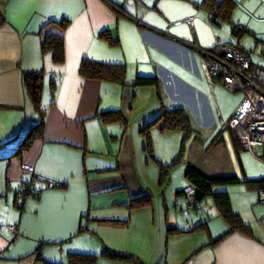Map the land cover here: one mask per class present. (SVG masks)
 <instances>
[{
  "label": "crops",
  "instance_id": "obj_1",
  "mask_svg": "<svg viewBox=\"0 0 264 264\" xmlns=\"http://www.w3.org/2000/svg\"><path fill=\"white\" fill-rule=\"evenodd\" d=\"M230 1V21L212 22L202 0H0V264H42L38 254L66 264L69 253L98 256L95 264H264V204L258 200L264 162L243 151L222 127L242 96L224 118L200 61L199 50L226 43L244 52L252 65L264 67V0ZM187 17H193L192 28L175 25ZM105 30L115 45L99 38ZM51 35L64 40L62 64L40 52ZM83 59L124 65V84L84 79L79 74ZM38 71L43 72V138L13 157L39 119L23 83L24 72ZM136 77L155 78L156 85L135 88ZM175 107L188 116L193 142L208 132L201 149L206 153L209 142L213 155L202 168L188 164L196 159H186L184 171L193 165L209 176H235L238 182L230 190L213 191L228 194L231 210L251 236L234 231L215 242L227 225L213 203L199 214L184 209V173L182 187L179 182L167 191L169 179L159 195V165L176 159L184 135L152 127L156 165H150L141 129L163 109ZM106 111L120 112L122 122H102L99 114ZM256 154L263 158L264 149ZM221 158L232 174H218ZM24 167L65 186L31 184ZM25 188L37 196H19ZM150 194L149 206L130 205ZM200 224L201 229L186 232ZM168 228L184 233L170 234ZM105 249L128 253L136 262L102 258Z\"/></svg>",
  "mask_w": 264,
  "mask_h": 264
},
{
  "label": "trees",
  "instance_id": "obj_2",
  "mask_svg": "<svg viewBox=\"0 0 264 264\" xmlns=\"http://www.w3.org/2000/svg\"><path fill=\"white\" fill-rule=\"evenodd\" d=\"M201 6L205 7L210 13L213 14L214 20L229 22L231 12L234 8V4L230 0H222L217 2V0H202ZM4 19L0 16V25L3 24ZM68 24L67 20H63L60 23L61 28H65ZM234 32L242 33L244 30L242 28H235ZM99 38L106 41L109 45H115V42L107 30L102 31L99 34ZM40 52L42 55L50 53L52 56V61L54 64H62L65 59L64 54V40L61 36H46L40 44ZM79 74L81 77L92 81L109 82L123 85L125 80V67L121 64H104L89 59H83L80 64ZM23 83L25 86L26 94L31 101L35 111L38 114V122L34 123L30 130L24 135L19 146L17 147L13 157H18L27 151L35 140L43 138L44 133V115L45 111L41 108V94L43 90V72H24L23 73ZM156 85L155 78H143L136 77L133 86L136 87H146ZM51 97L55 91V82L52 79L49 83ZM102 122L105 123H120L122 122V117L118 111H106L99 114ZM126 125V124H125ZM160 125L161 131H179L183 133L184 137L182 143L187 139L193 132L188 116L181 107H175L171 109H163L159 115H157L152 121L147 123L141 132L143 136L147 137V143L144 149L152 158V146L148 134L149 129L152 127ZM233 137L236 139L234 133ZM182 145V144H181ZM240 146V145H239ZM179 158V155H178ZM176 158L170 165H159V177L160 181L164 173L167 174V168L173 166L177 161ZM264 158V157H263ZM184 177L188 181V184L195 188L194 201L199 204L204 198L210 197L212 203L218 213V215L223 219L227 225V230L219 236L215 242L221 240L228 234L237 231L245 235L251 236L250 227L245 225L239 215L231 210L229 196L225 191L214 192L215 187L230 186L236 184L238 180L235 176H209L201 171L199 168L189 165L184 171ZM260 183L264 185V178L261 179ZM64 184L55 183L54 188H63ZM264 189V186L261 187ZM26 193L30 192L33 196H37V191L26 188ZM151 203V197L146 195L144 197H139L131 201V204L135 206H149ZM203 227V224L197 225L194 228L186 232H195ZM168 233H184L177 229L168 228ZM214 242V243H215ZM102 258L108 259L110 261L117 262H128L135 263L136 259L134 256L111 249H105L101 255ZM98 256L90 254H80V253H69L67 255L66 264H95ZM37 260H41L42 264H60L55 262H47L41 259L40 254L37 255Z\"/></svg>",
  "mask_w": 264,
  "mask_h": 264
},
{
  "label": "built area",
  "instance_id": "obj_3",
  "mask_svg": "<svg viewBox=\"0 0 264 264\" xmlns=\"http://www.w3.org/2000/svg\"><path fill=\"white\" fill-rule=\"evenodd\" d=\"M209 20H214L212 13H209ZM182 23L192 28L193 17H187L175 25ZM199 51L205 79L209 83L220 81L228 92L242 94V99L231 117L221 122L222 127L234 133L243 151L264 162V158L256 154L257 148L264 149V67L252 65L244 52L226 43H219L209 50ZM22 172L31 176V184L43 182L48 189L55 187V181L35 177L30 167H24ZM25 190L26 188L21 189L19 196H33ZM194 193L195 188L190 184L183 189L187 206L191 209L199 207L194 201ZM258 200L264 203V189L258 191ZM8 230L13 235L16 234L15 226L8 227Z\"/></svg>",
  "mask_w": 264,
  "mask_h": 264
},
{
  "label": "rangeland",
  "instance_id": "obj_4",
  "mask_svg": "<svg viewBox=\"0 0 264 264\" xmlns=\"http://www.w3.org/2000/svg\"><path fill=\"white\" fill-rule=\"evenodd\" d=\"M197 70H198V73H199V77H196V79H197V81H200V83H201V84L197 83V86L199 88H202L203 87V82H202L203 81V77H202V74H201L200 69L198 67V64H197ZM213 85H214L213 88H214V91H215L214 92L215 98H216V101H217V105H219V107H220V112L222 113L224 118H228V115L232 111L233 107H235V105L239 102V98L242 96V94L241 93H237V94L230 93L223 86H220L216 81H213ZM209 94L210 93H208V95ZM213 110H214V115H215L217 110H216V106L214 105V103H213ZM207 133L208 132H203L201 134L202 139L197 140V141H199V143L198 142H193V140H191L193 138L191 136L192 134L187 139H185L183 141V143L182 142L180 143L182 145L179 146L178 154H177V157H176V158H178V155H179L178 161L173 166L168 167L167 168V171H168L167 174L164 173V175L162 176V183L159 186V188L161 187V190L159 191L160 192L159 195H162V193H164V188L166 187V184L168 183L169 179H170V185L167 188V191H169V189L177 188L176 186L179 184V182H180V185L182 183L181 187L185 184L183 182L184 181V178H183V173H184L183 164L184 163L182 164V162L186 161V159H188V158L196 159V163L191 161V162H188V164H193V165H196V166H200L201 168L204 167V164H206V163L208 164L209 162L212 161V156L213 155L211 153V150L207 151V148L209 147V142L205 146L206 153H204L202 151V149H201L202 148L201 147L202 146V142L204 140L203 138L206 137V142L208 140L207 139V135H208ZM149 134L150 133L148 131V134H146V135L149 136V139H150V142H151V146H152V141H151V137H150ZM142 139L144 141L143 147H145L146 143H147V137L144 135ZM144 151H145L146 157L150 161V165L151 164L156 165L154 160L147 153V150L144 149ZM221 155H222V158L224 159L225 154L222 153V151H221ZM222 158H221V162H220V169L217 171L218 174H232L230 172V166L228 165L227 162H224L222 160ZM159 172H160V169H159ZM211 172H213V171H211ZM170 175H171V177H170ZM233 185H231V186H233ZM222 187H224L225 189H228V190H230L232 188L230 186H228V187L227 186H222ZM157 196H158V194H157ZM150 197H151V200H152L153 199L152 194H150ZM202 201L199 203L200 208H198L196 210L190 209L187 206V202L185 201L184 205H183L184 209L185 210L187 209L186 211H189L190 213L198 212V214H199L207 206V204L211 205L210 203H212L210 197L204 198V200H202ZM262 204H264V203H262Z\"/></svg>",
  "mask_w": 264,
  "mask_h": 264
},
{
  "label": "water",
  "instance_id": "obj_5",
  "mask_svg": "<svg viewBox=\"0 0 264 264\" xmlns=\"http://www.w3.org/2000/svg\"><path fill=\"white\" fill-rule=\"evenodd\" d=\"M194 210H196V209H194Z\"/></svg>",
  "mask_w": 264,
  "mask_h": 264
}]
</instances>
